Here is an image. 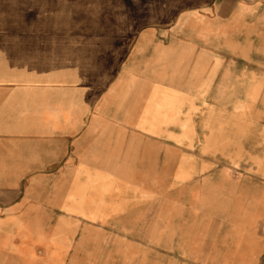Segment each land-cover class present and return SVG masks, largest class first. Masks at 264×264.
Masks as SVG:
<instances>
[{"label":"crops","instance_id":"obj_1","mask_svg":"<svg viewBox=\"0 0 264 264\" xmlns=\"http://www.w3.org/2000/svg\"><path fill=\"white\" fill-rule=\"evenodd\" d=\"M0 264H264V0H0Z\"/></svg>","mask_w":264,"mask_h":264},{"label":"rangeland","instance_id":"obj_2","mask_svg":"<svg viewBox=\"0 0 264 264\" xmlns=\"http://www.w3.org/2000/svg\"><path fill=\"white\" fill-rule=\"evenodd\" d=\"M81 2L82 0H78ZM68 11H74V14H66L65 17L69 20V27H74V39H59V47L58 52L62 55L63 50L65 49V52L67 50V47L73 46L75 49L82 47L84 44L89 45L90 43V36L89 33L92 34L94 31H96L97 24L94 22V18L98 15V7L89 6L87 7V10L89 13L86 14V17H84L83 8L81 6L76 7H66L64 8ZM65 20V19H64ZM73 21V25H71V22ZM65 24V22H64ZM72 32H69V34ZM86 33V36L84 35ZM69 45V46H68ZM75 57H77V51L75 50ZM72 56V53L70 54ZM179 114H170V121L172 124H177L180 121H178L177 116ZM183 128H186L185 125H182ZM188 130L186 133H184L181 137L187 138V140L193 141V137L191 134H188ZM176 215H156L155 216V235L156 238H162L164 234L167 236L177 233V230H172L176 228L177 226L172 225L173 222H177ZM170 223V224H169ZM123 233V232H122ZM140 237L145 238L146 237V231L140 232ZM108 239L111 238L112 240L116 239L118 236L121 235L120 231H108Z\"/></svg>","mask_w":264,"mask_h":264}]
</instances>
